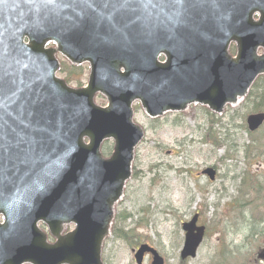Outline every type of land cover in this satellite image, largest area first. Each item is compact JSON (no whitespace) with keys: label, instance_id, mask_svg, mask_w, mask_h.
<instances>
[{"label":"water","instance_id":"water-1","mask_svg":"<svg viewBox=\"0 0 264 264\" xmlns=\"http://www.w3.org/2000/svg\"><path fill=\"white\" fill-rule=\"evenodd\" d=\"M229 40L239 43L235 59ZM48 42L57 49H44ZM259 47L264 0H0V264H103L114 207L144 136L131 104L139 100L151 118L194 104L222 114L264 74ZM57 51L90 63L86 89L55 78ZM96 92L107 107L95 105ZM263 121L250 115L249 131ZM108 139L114 152L104 159ZM203 174L213 179L212 169ZM70 222L75 231L61 236ZM196 222L182 225L181 259L194 257L203 239ZM145 253L163 264L145 244L137 264Z\"/></svg>","mask_w":264,"mask_h":264},{"label":"rangeland","instance_id":"rangeland-1","mask_svg":"<svg viewBox=\"0 0 264 264\" xmlns=\"http://www.w3.org/2000/svg\"><path fill=\"white\" fill-rule=\"evenodd\" d=\"M248 112L242 114L247 115ZM160 122H152L147 119L142 112L135 106V119L146 130L145 142L137 149L136 153V175L140 179H132L126 190V197L121 208L125 210L143 209L150 215L148 217L150 225L139 230L140 239L151 243L166 258V264H179V246H181L182 233L177 228V219L186 220L190 214L195 211L200 214L201 222L210 227L198 255L195 259L184 262V264H207L218 239V235L213 234V217L220 221V238H223L222 232L230 231V238H234L236 244L241 250H260L264 248V237L246 238L241 242L242 236L233 234L235 213L239 210L242 202L234 204L235 210L228 212L233 203L230 198L237 196L235 186L238 180L233 181V177L241 176L246 170L248 176L247 188L249 182L257 185V188L250 192L243 188L244 194L255 202L254 209H251V215L260 218L264 209L261 196L264 188V166L254 160L246 169V165H240L241 157L224 159L227 146L214 147L206 144L204 139L211 135L218 145L223 139H218V132L212 126H208L209 132L205 130L206 114L198 108H191L188 112L180 115H169ZM235 126L241 124V120L232 123ZM243 127V126H242ZM233 128V132L235 129ZM150 129V130H149ZM263 133H264V127ZM149 130V131H148ZM218 130V128H217ZM239 143L247 141V135L243 129L237 131ZM259 137V136H257ZM202 138V139H201ZM251 142V141H250ZM205 143V144H204ZM230 143V141H229ZM264 145V143H262ZM162 147L160 153L161 160L165 167L178 168V172H164L159 179L151 180L152 176L148 173V167L158 165L159 159L156 158L157 147ZM111 145L105 148L110 149ZM251 149L256 148L249 145ZM229 151V150H228ZM264 155V150H263ZM173 154V155H169ZM249 162V160H246ZM163 163H160L163 164ZM207 166H215L217 169L216 181L212 184L207 182L205 177H196L201 169ZM233 167L236 171L233 172ZM167 173V174H166ZM143 174V175H142ZM197 178V180L195 179ZM155 181V185H154ZM154 185V186H153ZM259 191V193H258ZM241 196V194L239 193ZM230 238L227 240L230 241ZM134 245L125 242L117 244L109 243L104 254L105 264H135L133 260ZM134 247V248H133ZM179 248V250H178ZM249 255L244 253V261L249 260ZM144 264H149L146 260ZM264 264V261L263 263Z\"/></svg>","mask_w":264,"mask_h":264},{"label":"trees","instance_id":"trees-1","mask_svg":"<svg viewBox=\"0 0 264 264\" xmlns=\"http://www.w3.org/2000/svg\"><path fill=\"white\" fill-rule=\"evenodd\" d=\"M255 92L253 91L250 96L249 99H253L255 98ZM257 105L254 103L253 107H256ZM256 111V110H255ZM210 123H212L210 121ZM209 123V124H210ZM250 138H253V135L249 134ZM208 139H206L207 141H212L213 144H215L216 140L214 138H211V135L208 134ZM205 140V141H206ZM259 141V139H258ZM246 148H243V151H245ZM257 187H253L252 190L254 192V190ZM250 190V187H249ZM263 194L261 196V200L263 202L262 207L264 208V188L262 190ZM259 193V191H258ZM255 202L254 201H250L248 202L245 206H242V208L239 210V214L237 216L236 222H238L240 220V218L243 219L244 221V226L246 227V229L244 230V233L247 235V238H253V237H264V211L261 215L260 218H255L251 215V209H254ZM234 208V207H233ZM126 219V215L121 214L120 219L117 222V226L121 227L119 229V234L116 235L117 238H119L118 240H125L127 241L126 238H128V236L133 237L134 234L131 233V231L126 232L123 229V223L124 220ZM223 238L219 240L218 244L216 245L215 250H218L220 256H222V259L220 260H216L218 262H216L217 264H230V260L233 257H237L238 256V260L235 262V264H245L244 261V253L246 250H241L240 248L235 247L234 251L231 252V250H233V245H232V240L231 242L227 241L230 237H229V230H225L222 232ZM231 239V238H230ZM229 253L225 259H223V256L225 254Z\"/></svg>","mask_w":264,"mask_h":264},{"label":"flooded vegetation","instance_id":"flooded-vegetation-1","mask_svg":"<svg viewBox=\"0 0 264 264\" xmlns=\"http://www.w3.org/2000/svg\"><path fill=\"white\" fill-rule=\"evenodd\" d=\"M228 51L232 57H235L236 53H237L236 44H234V43L229 44ZM87 72H88L87 65H81V66L70 65L68 73L71 76V78L75 80L74 85H77L76 80L78 78H83V75H85ZM80 75H82V76H80ZM100 101H102V99ZM160 168H161V166L158 165L157 169L159 170ZM0 219L2 220V218H0ZM42 228L44 229V227H42ZM72 228L73 227H70L69 229H72ZM67 230H68V228H66L65 231H67ZM148 258H150V257H148Z\"/></svg>","mask_w":264,"mask_h":264}]
</instances>
